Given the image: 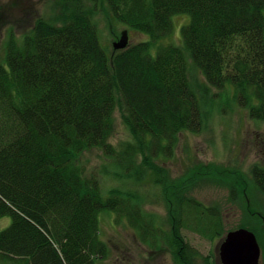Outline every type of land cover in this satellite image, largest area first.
I'll return each instance as SVG.
<instances>
[{
  "label": "trees",
  "instance_id": "obj_1",
  "mask_svg": "<svg viewBox=\"0 0 264 264\" xmlns=\"http://www.w3.org/2000/svg\"><path fill=\"white\" fill-rule=\"evenodd\" d=\"M55 2L57 23L37 21L22 42L12 34L0 54V220L11 219L0 227L1 260L99 264L110 253L100 216L114 213L144 245L165 248L175 264H196L199 254L184 231L216 240L225 229L220 207L192 191L228 180L233 196L242 198L249 187L243 173L229 168H189L174 178L162 163L175 153L180 134L205 126L187 54L208 90L234 86L250 117L264 121V0ZM102 7L149 41L110 53L95 19ZM178 15L191 17L183 46H164ZM117 112L131 135L118 150L111 143ZM94 149L123 168L119 182L140 186L151 174L166 216L148 211L150 200L133 188L105 193L101 178L77 162ZM250 178L264 195V167L254 166ZM240 228L255 232L264 248L259 227L246 221Z\"/></svg>",
  "mask_w": 264,
  "mask_h": 264
},
{
  "label": "rangeland",
  "instance_id": "obj_2",
  "mask_svg": "<svg viewBox=\"0 0 264 264\" xmlns=\"http://www.w3.org/2000/svg\"><path fill=\"white\" fill-rule=\"evenodd\" d=\"M55 0H0V54L4 55L5 44L14 34L22 42L30 34L37 21L44 20L57 23L59 9ZM100 29L101 44L110 53L123 49H115L124 32H128L129 45L149 41V36L128 29L119 24L109 14L106 7H102L96 16ZM173 34L164 39L162 45L183 46L182 29L189 24V15H178L174 19ZM128 45V46H129ZM126 49V48H125ZM188 67L192 83L205 112V126L201 133L184 132L179 135V142L175 153L162 158L163 165L170 170L174 178L182 177L189 168H203L214 166L241 172L248 182L247 196L237 193L233 196L230 182L203 183L197 186L193 197L207 206H218L222 211L225 235L222 239L209 240L190 230H185L187 241L199 254L195 257L196 264H222L220 246L229 232L240 229L244 222H252L259 227V235L264 232V195L255 189L250 181V172L256 165L264 167V121L252 119L249 110L239 103L234 86L228 85L224 90L210 87L203 74L194 67L192 59L187 54ZM117 130L111 143L117 148L124 142L131 140V135L122 122L120 114L116 113ZM119 147V148H118ZM78 165L88 174L95 173L101 178L105 193L112 188H133L136 194L146 198L149 203L147 210L158 217H165V206L158 201L160 188L154 184V177L147 174L143 185L134 186L119 182L116 175L123 174V168H116L102 152L94 149L80 156ZM220 171V169H219ZM228 171H224L226 173ZM220 174V173H218ZM212 178V177H211ZM204 181V179H203ZM124 189V190H125ZM260 213L261 220L253 214ZM114 213H104L100 216L101 238L109 245V256L99 264H175L174 257L164 249L153 250L141 243L135 230L126 220H118ZM258 220V221H257ZM261 221V222H260ZM11 219L0 220L1 229L10 226ZM255 233V232H254ZM256 234V233H255ZM257 236V234H256ZM258 239V238H257ZM260 264H264L263 241ZM210 263H207L209 262ZM0 264H12L1 260Z\"/></svg>",
  "mask_w": 264,
  "mask_h": 264
},
{
  "label": "water",
  "instance_id": "obj_3",
  "mask_svg": "<svg viewBox=\"0 0 264 264\" xmlns=\"http://www.w3.org/2000/svg\"><path fill=\"white\" fill-rule=\"evenodd\" d=\"M129 45L128 32H124L115 49H125ZM222 264H260L262 250L256 234L240 228L229 232L220 246Z\"/></svg>",
  "mask_w": 264,
  "mask_h": 264
}]
</instances>
